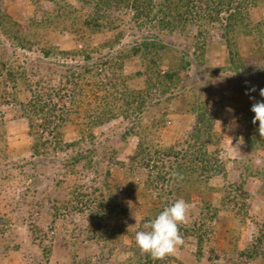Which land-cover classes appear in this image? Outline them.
I'll use <instances>...</instances> for the list:
<instances>
[{
  "label": "rangeland",
  "instance_id": "rangeland-1",
  "mask_svg": "<svg viewBox=\"0 0 264 264\" xmlns=\"http://www.w3.org/2000/svg\"><path fill=\"white\" fill-rule=\"evenodd\" d=\"M155 2L156 10L147 24L137 25L131 13L124 15L121 41L85 63L81 56L46 58L42 48L75 49L74 34L64 25L77 17V10L87 14L89 8L82 9L78 0H0L2 11L37 35L30 45L13 43L0 20V70L4 63L7 68L27 71L30 78L40 73L45 80L75 74L68 85L64 81L46 83L69 86V96L61 105L69 109L83 106L78 108L79 116L74 114L66 124L68 143L81 140L86 117L95 113L88 106L100 102L99 89L106 85L104 90L112 94L110 61L128 53L136 43L160 40L190 62L172 92H153L143 112L127 115L123 107L121 113V102L117 103L119 116L93 129L94 140L87 138L66 151L51 150L41 158L32 156L28 120L17 119L18 100L7 94L0 103V212L8 220L7 232L0 237V264H139L144 254L135 249V233L145 230L149 218L178 199L189 205L188 222L180 226L185 242L172 255L180 264H264L262 259L248 261L239 256L264 223V149H253L247 141L254 117L251 107L255 101L250 96L264 100L259 95L264 89V1L242 7L245 21L235 29L237 34L242 32L236 45L245 59L246 69L241 71L228 66L225 26L231 8L244 0H195L181 9L179 5L187 0ZM70 5L75 9H69ZM117 32L94 35V47L115 39ZM124 63L125 76L142 69L139 57H125ZM61 64L65 71L54 66ZM86 64L94 65V72H84ZM78 84L83 92L75 98ZM129 86L142 90L145 80L137 77ZM15 87L11 82L3 86L19 100L32 96L19 83ZM252 87L255 92H249ZM201 111L217 118L214 130L220 135L204 147L208 160L216 159L217 171L203 174L199 169L192 174L184 164L193 161L195 146L201 148L190 138ZM157 145L164 151L170 149L157 157ZM139 146H149L151 156H139L134 162ZM79 158L84 161L77 163ZM181 173L188 176L186 180ZM160 177L165 181L159 182ZM241 183L248 195L237 190ZM244 203L250 205L245 208L248 218L239 215ZM46 247L51 249L48 257Z\"/></svg>",
  "mask_w": 264,
  "mask_h": 264
},
{
  "label": "trees",
  "instance_id": "trees-1",
  "mask_svg": "<svg viewBox=\"0 0 264 264\" xmlns=\"http://www.w3.org/2000/svg\"><path fill=\"white\" fill-rule=\"evenodd\" d=\"M78 1L82 3V9L89 8L91 12L87 14H81L80 11L77 10V17H72L70 20L66 21L68 26L64 25L65 29L68 31L70 30L74 34L76 48L69 51H63L59 49L55 50L54 48H42L44 57L51 58L55 55L60 56L63 59H70L81 56L85 63H89L94 58L95 53H98L101 51V49L105 48L113 49L115 45L121 41L124 34L120 30V27L124 22V15L131 13L134 22L141 26V23L147 24V21L152 19V14H154L153 11L155 12L157 7L155 0ZM193 1L195 0H187L185 4H180V9L187 6L190 7ZM259 1L264 0H244V2H241L237 8H231L230 15L227 18V25L225 26V39L228 43L230 54L228 66H230L231 71H241L246 69L245 59L242 60V56L236 48L237 38H239L238 34L242 32L237 34V30L235 29L237 26L239 27V25H243V22L245 21L243 18L244 11H242V7H244V3L248 4L249 2H253L256 4ZM70 8L73 7L70 5L69 9ZM62 12L64 14L67 13L66 9L64 8ZM181 13L182 12L180 10L179 15L182 16ZM69 15L70 13L68 16ZM156 16H158L157 13ZM176 19L178 18H175V20ZM0 20L3 32L13 43H17L18 45H30L33 43V38L37 37L36 34H32L30 27H21L20 23L15 18H13L11 14L2 11L1 8ZM54 26H56V24H53V27ZM245 27L251 32L249 24L245 25ZM106 31H118L116 38L111 41L101 42L99 43L98 47H94L93 36ZM235 33L237 36H235ZM80 46L82 48H80ZM125 57H128L129 59L139 57L141 60L142 69L138 70L134 75L125 76ZM110 64H112V76L109 79V82L112 87V94L108 95L104 90L106 85L105 88L102 87L103 89H99L96 94L100 99V102L98 104H90L88 106V109L90 111H94L95 113L86 117L88 123L84 124V126H86L87 129L84 130L83 128V136L81 140L68 143L65 140L66 124L72 120L74 114L79 116L78 108L82 105L77 104L73 109H69L68 106L61 105L60 101L69 96V86L67 89H65L66 86L64 88H59L58 85L47 86L46 83L53 84L57 81H64V84L68 85L71 83V80L73 81V79H75V74H63V76L57 75V77H48V79L45 80V77L42 74L35 72L36 75H32L30 78L27 71L21 72L13 67L7 68V65L2 63L3 67L2 70H0V103L6 101L7 94L13 99L18 100V110H20V115H18L17 119L23 118L28 120V135L32 140L30 149L34 158L45 157L50 153L51 150L58 151L60 149V151H66L72 147H77L86 141L87 138L94 140L95 135L92 131L93 129L103 126L111 119L119 116L120 113L117 108V103L119 105L121 102V106L119 108L121 113H124L123 107L126 108V111L128 112L127 115H129L131 112H143V110L146 108V104L148 102L147 100L153 92H159L163 95L172 92V90L180 83L183 72L187 71L190 67V62L186 59V55L181 54L178 49L160 40L149 38L144 39L140 43H136L128 53L118 55L114 61H110ZM166 64L167 69H162V67ZM54 66H58V69L63 68L64 71L66 70L64 64ZM93 69L94 65L86 64L83 70L89 74L94 72ZM137 77L144 78L145 80L146 86L142 90H136L135 88L129 86L130 81ZM8 82L13 83L16 87L19 83L21 86L29 90L32 93L30 99L27 101L19 100V97L16 93H8L6 90H4L3 86H6ZM81 87V84H78L77 89H79V92H76L75 98L79 97L81 92H83ZM72 102L75 104L76 100L74 99ZM79 103H81V100H79ZM88 112L89 111L87 110V113ZM198 115V125L194 128L193 133L190 134V138L192 141L196 140L198 143H200L201 148L195 146L193 161L190 162V164H184V166H186V169L192 174L198 173L199 169L201 172H203V174L209 171L215 172L217 171L216 159L214 162L208 160V153L204 147L207 149L208 144L211 145L210 141L216 140L218 135H220L219 132L214 130V121H216L217 118L215 117L216 119H214V117H211L204 111H201V113ZM257 129L258 122L256 125H253L251 122V130L247 136V141L253 144V149L254 147L264 149V139L259 136ZM148 147L149 146L144 148L143 146H139L134 162L138 160L139 156H151V150H149V152L147 151ZM168 149L164 151L163 148L157 145L154 154H157L158 157L160 154H166ZM76 161L77 163H80L84 160L79 158ZM149 163L150 160L148 161L147 166H149ZM196 163L199 164L195 166ZM201 172L200 175H203ZM180 175L184 180H186L188 177L184 173H181ZM165 179V177H160L158 181L163 182ZM244 186L245 184L241 183L237 190L248 195ZM243 205L244 207H241L239 215L241 214L244 216L243 218H248L249 211H245V208L247 206L250 208V205L245 203ZM157 215L158 214H156V216ZM214 217L215 216L213 215L211 220ZM150 220H152V218H149L147 222ZM7 226L8 220L6 216L0 212V237L6 234ZM262 227H264V223ZM262 227L261 230H259L258 235L252 238L253 242L251 243V246L247 250L241 252L239 255L241 259L245 258L248 261L257 259L264 260V250L262 249L264 243V231L262 230ZM203 243V235H200L198 237V244L199 246H202ZM135 249H137V247H135ZM50 253V247H46L44 255L48 257L51 255ZM134 253L136 255L139 254L137 250H134ZM169 260L171 262L177 261V263L180 264V262H178V260L172 256L167 257L161 262L153 261L152 258L147 254H144V256L140 259L139 264H170Z\"/></svg>",
  "mask_w": 264,
  "mask_h": 264
},
{
  "label": "clouds",
  "instance_id": "clouds-1",
  "mask_svg": "<svg viewBox=\"0 0 264 264\" xmlns=\"http://www.w3.org/2000/svg\"><path fill=\"white\" fill-rule=\"evenodd\" d=\"M255 91V87L249 90ZM259 95L264 97V89L259 90ZM250 99L255 101L251 107L254 113L252 124L256 125L258 122L259 136L264 139V100H255V97L251 96ZM188 210L189 205L183 199H178L165 207L154 219L145 223V230L135 233V244L140 253L149 255L153 261L161 262L174 255L178 247L183 246L185 242L180 226L187 224Z\"/></svg>",
  "mask_w": 264,
  "mask_h": 264
}]
</instances>
